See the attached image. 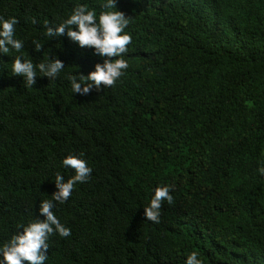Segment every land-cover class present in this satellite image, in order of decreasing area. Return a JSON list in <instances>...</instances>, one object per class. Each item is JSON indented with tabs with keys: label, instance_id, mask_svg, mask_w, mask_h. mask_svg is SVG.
<instances>
[{
	"label": "trees",
	"instance_id": "trees-1",
	"mask_svg": "<svg viewBox=\"0 0 264 264\" xmlns=\"http://www.w3.org/2000/svg\"><path fill=\"white\" fill-rule=\"evenodd\" d=\"M105 3L0 0L24 43L0 54V246L43 219L56 175L75 174L62 164L73 155L92 172L54 202L71 235L50 236L45 264H185L193 251L201 264H264V0ZM77 5L130 17L128 68L88 95L69 76L105 58L45 34ZM17 56L65 68L25 87L11 73ZM165 185L174 202L149 222L143 208Z\"/></svg>",
	"mask_w": 264,
	"mask_h": 264
},
{
	"label": "clouds",
	"instance_id": "clouds-1",
	"mask_svg": "<svg viewBox=\"0 0 264 264\" xmlns=\"http://www.w3.org/2000/svg\"><path fill=\"white\" fill-rule=\"evenodd\" d=\"M104 9H116V0H106ZM130 17L125 13L115 11H102L97 15L94 10L87 9L84 5H77L71 15L56 26L46 25V36L67 38L78 44L80 48L94 50V55L104 57L103 63L94 65V71L86 77L70 75L71 91L78 95H88L95 89L101 91L104 87H113L116 81L128 68V62L123 58L128 52V45L132 42L131 35L125 33L129 25ZM35 23V20L32 21ZM19 21L15 18L3 19L0 17V54L6 55L11 50L20 52L24 47L23 41L15 38L16 25ZM73 26L75 30H73ZM36 51L42 46L35 43ZM65 68L64 63L56 58L34 64L31 59L24 60L17 56L11 65L12 76L23 77L25 87H33L36 83L37 71L41 77L55 79ZM63 166L74 170V175L64 181L57 174L55 177L56 191L51 195V200H43L39 205V216L43 219H35L27 226H22V231L13 235L11 239L0 246V257L3 264H45L48 259L49 238L58 234L62 238L71 235L70 229L65 227L55 215L53 208L55 203H65L71 196L77 183H85L90 178L92 169L87 162L73 155H69L62 161ZM264 175V167L258 169ZM171 186H158L154 189L148 206L144 207V218L153 223L160 222L161 207L163 202L171 205L173 196L170 194ZM185 264H201L196 251L191 252Z\"/></svg>",
	"mask_w": 264,
	"mask_h": 264
}]
</instances>
